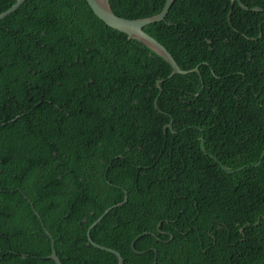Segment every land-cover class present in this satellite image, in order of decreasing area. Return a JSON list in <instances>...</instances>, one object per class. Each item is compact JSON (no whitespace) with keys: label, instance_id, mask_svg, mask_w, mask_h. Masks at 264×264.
I'll list each match as a JSON object with an SVG mask.
<instances>
[{"label":"trees","instance_id":"1","mask_svg":"<svg viewBox=\"0 0 264 264\" xmlns=\"http://www.w3.org/2000/svg\"><path fill=\"white\" fill-rule=\"evenodd\" d=\"M166 1L109 3L141 20ZM239 1L174 0L144 29L199 68L173 78L86 0L0 22V264H55L45 230L62 264H119L87 233L126 195L91 233L124 264H264V0Z\"/></svg>","mask_w":264,"mask_h":264},{"label":"water","instance_id":"2","mask_svg":"<svg viewBox=\"0 0 264 264\" xmlns=\"http://www.w3.org/2000/svg\"><path fill=\"white\" fill-rule=\"evenodd\" d=\"M26 1L27 0H18L9 10L1 13L0 14V22L2 20H4L5 18L9 17L10 15L14 14L15 12H17L24 5V3ZM86 1L89 4V6L92 9L95 16L100 21L105 23L109 28L127 35L130 40H133V39L138 40L139 42L145 44L153 52H155L157 55L162 57L166 62H168L173 69V72H172L170 78H173L176 75H189L192 72L198 71L199 68H196V69L191 70V71L182 70L178 66V64L176 63L175 59L170 54V52L159 41H157L155 38H153L152 36H150L149 34H147L144 31V29L146 27L153 25V24L164 22L166 20L168 14L170 12V9L173 5L174 0H167L163 11L159 15L148 18V19H141V20H128V19H125V18H122V17L115 15L114 12L112 11L111 7H110L109 0H86ZM235 2H240V1L239 0H232L233 4ZM245 9L247 10V8H245ZM254 10H260L261 11V9H259V8H255ZM161 83H162V81L159 82L158 85H160ZM18 118L19 117L12 120L11 123L17 121ZM6 125L7 124H4L3 126H6ZM127 201H128V197L126 195L123 203H120L118 205H115L114 207L107 209L90 226V228L88 229V233H87L88 242L90 245H92L93 247H95L99 250L106 251V252H109V253L116 255L119 259V264H124V258L122 257V255L113 249H110L108 247L101 246V245H98L97 243H95L91 237V233L113 209L118 208V207L126 204ZM36 215L39 219H41L37 212H36ZM42 226H44V225L42 224ZM160 226H161V224L159 225V228H160ZM45 232L50 237V239L52 240V254L50 256H48L47 258L49 260H52L53 262H55V264H62L60 258L58 257L57 251L55 249V240L53 239V237L51 236V234L47 230H45ZM147 234L148 233H144V234L140 235L133 242L132 248L136 253L141 254L140 252L136 251V248H135L136 242L140 238L146 236ZM172 240H173V237H171L170 241H172ZM154 252L156 253V257L154 259L153 264H157V262H158L157 253L158 252L156 249H154Z\"/></svg>","mask_w":264,"mask_h":264}]
</instances>
